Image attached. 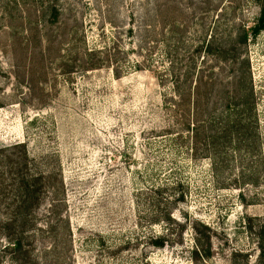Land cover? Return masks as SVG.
Instances as JSON below:
<instances>
[{
  "label": "rangeland",
  "instance_id": "rangeland-1",
  "mask_svg": "<svg viewBox=\"0 0 264 264\" xmlns=\"http://www.w3.org/2000/svg\"><path fill=\"white\" fill-rule=\"evenodd\" d=\"M260 2L0 0V147L26 142L60 200L35 211L40 264H264V31L240 40ZM233 56L254 88L247 132L225 128L246 69ZM172 72L215 79L208 157L207 131H170ZM178 182L174 221L151 223L147 189ZM195 222L210 257L193 258ZM162 236V248L149 241ZM5 243L0 232V264H13Z\"/></svg>",
  "mask_w": 264,
  "mask_h": 264
},
{
  "label": "trees",
  "instance_id": "trees-1",
  "mask_svg": "<svg viewBox=\"0 0 264 264\" xmlns=\"http://www.w3.org/2000/svg\"><path fill=\"white\" fill-rule=\"evenodd\" d=\"M261 31H264V0L260 2L257 20L249 31L243 30L240 40L246 42L249 35H257ZM245 62H248L247 59H242L240 56H236L233 60L236 65L246 66V69L244 72H235V93L230 97L231 100H228V105L234 109L227 112V122H231V126L228 128L227 123L225 125L226 129L237 132L241 130L247 132L250 129L256 105L251 73ZM192 74L191 72L185 74L184 81H181L178 72H172L169 77L166 76L172 83V108H176L173 111L178 112L175 122L170 126V131L182 137L184 130H191L195 138L201 130L207 131L208 135L205 138L207 152L204 157H208L210 149L215 145V135L219 132L214 127L216 109L215 107L210 109L212 99L217 97L214 95L213 88L215 79L212 76L198 75L193 85L189 80ZM186 107L188 111L192 110L191 116L190 114L186 116ZM213 132H215L214 135ZM51 178H53L52 172L37 170V165L30 155L26 142H16L0 147V207L4 206L7 210L0 214V232L6 240L1 252L13 264H40L34 254L32 239L35 228L38 227L35 211L41 207L49 194H51V210H55L60 202L58 190L53 186ZM248 183L255 184L254 182ZM167 189L169 187L166 186H153L147 189L153 211L151 223L174 221L173 211L180 202L185 201L186 192L181 182H178L176 187H172L168 194L165 192ZM179 225L183 230L185 225ZM199 225L195 222L192 226L198 235L197 241L200 243V246L192 250L194 259H199L201 254L205 257L211 256V235L203 231ZM203 227L207 229V226L203 225ZM149 241L159 248L169 242L166 236L151 237ZM260 247V260L264 262V242H261Z\"/></svg>",
  "mask_w": 264,
  "mask_h": 264
}]
</instances>
